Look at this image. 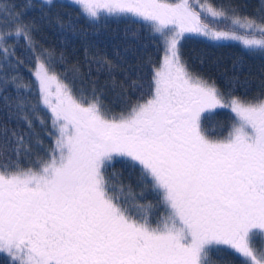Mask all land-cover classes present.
<instances>
[{
	"label": "snow or ice",
	"instance_id": "6c2138e0",
	"mask_svg": "<svg viewBox=\"0 0 264 264\" xmlns=\"http://www.w3.org/2000/svg\"><path fill=\"white\" fill-rule=\"evenodd\" d=\"M73 4L93 19L106 10L150 22L163 44L162 62L153 69L148 98L130 103L114 76L119 66L106 56L92 57L96 71L109 74L113 91L120 89L116 100L126 108L114 112L98 93L97 81H90L86 92L78 67L69 81L57 72L51 51L39 48V26L27 16L33 0L19 6L17 0H0V90H7L10 68L17 73L12 81H22L19 68L27 60L37 102L21 96L15 107L29 129L34 119L45 129L50 122L46 134L53 138L46 155H37L36 166L23 168L18 158L21 152L32 154L29 142L12 130L17 159L10 162L9 129L0 126V253L11 264H213L211 252L226 248L241 264H264V248L258 259L253 247L254 237H264V99L235 97L192 72L181 43L186 33L242 39L205 22L230 21L258 32L260 39L243 43L264 52V0L254 17L232 0H212L200 11L189 0ZM45 5L54 7V0H43ZM56 23L63 27L59 17ZM21 42L23 59L16 54ZM76 79L82 81L79 89ZM16 87L31 94V82ZM129 87L141 85L132 80ZM215 108H229L235 116L222 140L210 139L201 124V114ZM38 109L47 111L48 121ZM31 135L42 146L39 135ZM115 157L140 168L141 197L143 188L157 196L163 213L155 224L156 205L140 203L117 173L106 176Z\"/></svg>",
	"mask_w": 264,
	"mask_h": 264
},
{
	"label": "trees",
	"instance_id": "16d2710c",
	"mask_svg": "<svg viewBox=\"0 0 264 264\" xmlns=\"http://www.w3.org/2000/svg\"><path fill=\"white\" fill-rule=\"evenodd\" d=\"M26 0H17L22 5ZM162 3L178 4L180 0H161ZM212 0H189V3L199 11V6L209 5ZM240 7V11L248 16H256L261 8V0H232ZM34 7L27 12L28 18L35 19L39 26L36 40L39 48L50 50L56 60V70L66 74L69 81L73 80V69L78 67L83 74V85L86 92L89 91V82L97 81L98 93H102V100L114 112L119 113L126 108L116 100L117 88L113 91L109 74L96 71L93 56H106L119 66L114 76L118 82L124 84L130 103L146 99L152 91L153 69L158 68L164 54L163 44L157 35H153L151 25L141 19L126 17L118 14L100 13L99 18L93 19L82 13L80 6L68 1L54 0L55 6L47 5L41 7L43 0H33ZM60 18L63 27L56 23ZM210 27L218 30L235 31V34L244 35L246 32L239 26H233L230 21H205ZM261 37L260 34H250ZM183 58L195 74L215 81L216 85L224 92L231 91L232 95L245 100L258 102L264 99V52L259 49H249L242 43L229 42L227 40H213L208 37L186 33L181 41ZM23 42L17 48V56L24 58ZM87 52V55H86ZM31 65L27 60L19 68L22 81H12V76L17 75L13 69L8 70L9 83L6 91L0 90V126L6 125L9 129L7 156L10 162L17 157L12 152L15 145V137L12 130L24 135L26 141L32 148V154L23 152L19 155L21 167L28 168L36 166L37 155L44 157L48 148L53 143V138L46 133L51 131L50 122L47 129L41 127L38 121L33 120V129L22 119V114L15 107V100L24 96L33 104L37 102V91L31 73L27 70ZM127 73V79L125 78ZM132 80H138L140 88L129 87ZM31 82V94L25 89H17L16 83ZM82 81L75 80L77 89L81 87ZM5 97L8 99L5 100ZM10 105V107L8 106ZM38 115L45 121L49 120L47 111L39 110ZM235 122L234 114L228 108H218L214 112L206 114L202 120V128L210 139H225L231 131ZM39 135L42 146H37L36 136ZM29 137H31L29 139ZM2 142V139H0ZM117 173V179L125 186L131 185L137 200L146 204L152 202L156 205L152 222L155 224L157 217L163 213V208L158 204L157 196L149 189L143 188V196L139 193L142 185L139 183L140 168L132 167L126 159L115 157L112 166L108 168L106 176ZM254 251L260 258V250L264 248V237H254ZM213 264H241V258L232 251L222 248L211 252ZM0 264H11L6 254L0 253Z\"/></svg>",
	"mask_w": 264,
	"mask_h": 264
},
{
	"label": "rangeland",
	"instance_id": "374dc122",
	"mask_svg": "<svg viewBox=\"0 0 264 264\" xmlns=\"http://www.w3.org/2000/svg\"><path fill=\"white\" fill-rule=\"evenodd\" d=\"M60 1H68V2H71V3H73V0H60ZM202 6H207V5H202ZM199 11H200V6H199ZM100 13H107V11L106 10H101L100 11ZM108 14V13H107ZM118 15H121V16H126V17H134V18H137V19H141V20H143V18H141V17H138V16H135V15H132V14H118ZM144 22H146V23H149L150 24V22H148V21H145V20H143ZM208 22H210L211 23V21H208ZM238 27V26H237ZM240 28V27H239ZM241 29H243V31H245L246 33L242 36V35H240V34H236L238 37H241L242 39H230V40H227V41H229V42H238V43H242V44H244L243 43V39H252V38H255V39H260L261 37H258V35L257 36H252L251 37V35L250 34H259L258 32H256V31H250V30H248V29H244V28H241ZM216 109H218V108H215V109H208V110H206L205 112H203L202 114H201V120H202V118L206 115V114H209V113H212V112H214ZM220 109V108H219ZM229 109V108H228ZM230 110V109H229ZM231 111V110H230ZM234 114V113H233ZM2 254H5V253H2ZM7 255V254H6Z\"/></svg>",
	"mask_w": 264,
	"mask_h": 264
}]
</instances>
